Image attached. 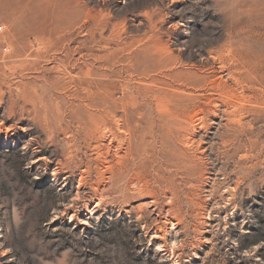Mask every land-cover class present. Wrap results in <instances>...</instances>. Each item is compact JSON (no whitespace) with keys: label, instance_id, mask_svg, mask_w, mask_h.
Returning a JSON list of instances; mask_svg holds the SVG:
<instances>
[{"label":"rangeland","instance_id":"374dc122","mask_svg":"<svg viewBox=\"0 0 264 264\" xmlns=\"http://www.w3.org/2000/svg\"><path fill=\"white\" fill-rule=\"evenodd\" d=\"M0 264H264V0H0Z\"/></svg>","mask_w":264,"mask_h":264},{"label":"bare ground","instance_id":"6f19581e","mask_svg":"<svg viewBox=\"0 0 264 264\" xmlns=\"http://www.w3.org/2000/svg\"><path fill=\"white\" fill-rule=\"evenodd\" d=\"M15 21V20H14ZM9 24V23H8ZM7 25V24H6ZM11 26V25H10ZM84 26V25H83ZM9 27H7L6 29H8ZM5 29V30H6ZM4 30V29H3ZM2 30V31H3ZM57 29L55 28V27H48V28H44V29H41V28H38V29H31L29 32H28V34H32V35H35V41H36V44L37 45H40V43H39V39H40V35H41V33L42 32H49V33H54V31H56ZM12 31V30H11ZM42 31V32H41ZM2 33V32H1ZM62 42V41H61ZM64 44V43H63ZM65 44H66V42H65ZM69 44V43H68ZM63 49V48H62ZM62 49H61V51H62ZM54 50V49H53ZM60 50V49H59ZM80 50H82V46L81 45H79V46H76V48H74V50H72L70 47H69V45L66 47V48H64L63 49V52H62V55L61 56H65V57H68L70 54L73 56V57H75L76 56V52L77 51H80ZM57 53V52H56ZM55 52H54V54H53V56H55V54H56ZM59 53V52H58ZM91 53V52H90ZM213 53V52H212ZM51 54V53H50ZM60 54H61V52H60ZM91 54H93V52L91 53ZM90 54V55H91ZM221 54V53H220ZM219 54V55H220ZM47 55H48V53H47ZM46 55V56H47ZM57 55V54H56ZM70 55V56H71ZM83 55V54H82ZM217 55V54H216ZM86 56H87V54H86ZM222 56V55H221ZM220 56V57H221ZM51 57V56H50ZM87 57H89L90 58V56L88 55ZM210 57V56H209ZM46 58V57H45ZM81 58V57H80ZM55 59V58H54ZM70 59H72V58H70ZM76 59V58H75ZM79 59V58H78ZM77 59V60H78ZM91 59H93V57L91 58ZM202 59V58H201ZM66 60V59H65ZM83 60V59H82ZM87 60H89L88 58H87ZM221 61L223 60L222 58L220 59ZM71 61V60H70ZM79 61V60H78ZM90 62L92 61V60H89ZM96 61V60H95ZM219 61V60H218ZM69 62V61H68ZM81 62V61H80ZM223 62V61H222ZM77 64V63H76ZM85 64V63H84ZM59 65H61L62 67H65L66 68V65L64 64V61H62V60H60V63H59ZM72 65V64H71ZM86 65V64H85ZM85 65H84V67H85ZM95 65V64H94ZM70 66V65H69ZM95 67V66H94ZM101 67V66H100ZM71 68H73V67H71ZM79 68V67H78ZM97 68V67H96ZM105 68V67H104ZM222 68V67H221ZM230 69V68H229ZM89 70H91V68L89 67ZM101 70V69H100ZM175 69H169V70H167V72H166V75H165V77L167 76L169 79H171V77L173 76V72H175L174 71ZM72 72V71H71ZM92 72H95V71H93L92 70ZM101 73V72H100ZM107 73H108V71H107ZM106 73V74H107ZM179 73V72H178ZM82 74H86V73H82ZM89 74H90V72H89ZM95 74V73H94ZM109 74V73H108ZM175 74V73H174ZM86 75H88V74H86ZM170 75V76H169ZM84 76V75H83ZM183 76V75H182ZM81 77L82 76H79V80H81ZM180 77H181V75H180ZM98 78V77H97ZM186 78V77H185ZM205 78V77H204ZM235 78V80L238 82V78L237 77H234ZM100 79H102V78H100ZM99 79V80H100ZM168 79V80H169ZM208 79V78H207ZM95 80H96V78H95ZM205 80H206V78H205ZM98 81V80H97ZM172 81V80H171ZM171 81H170V84H171ZM210 81H212L211 83H210V88H216V89H218V90H220L221 89V87L223 86L222 84H220V82H219V79H216L215 78V80L213 79V80H210ZM239 83V82H238ZM237 83V84H238ZM209 84V83H208ZM172 85H173V83H172ZM178 85H180V87L181 86H184V84L182 83H180V84H178ZM222 85V86H221ZM224 85L226 86H228V83L227 82H225L224 83ZM226 86V87H227ZM208 87V86H207ZM179 88V87H178ZM225 88V87H224ZM229 88H231V87H228V88H226L225 89V92H226V90L227 89H229ZM222 90H224V89H222ZM177 91H179V90H177ZM221 91V90H220ZM234 91V90H233ZM87 93V92H86ZM196 94V93H195ZM220 94V93H219ZM244 95V94H243ZM205 97V96H204ZM228 98V97H227ZM212 99V98H211ZM244 100V99H243ZM91 102V101H90ZM232 108V107H231ZM95 109V108H94ZM63 114V113H62ZM125 132V131H124ZM98 133V132H97ZM108 134V133H107ZM110 142V141H109ZM105 143V142H104ZM117 144V143H116ZM110 146V145H109ZM108 151V150H107ZM121 153V152H120ZM124 155V154H123ZM110 156V155H109ZM112 157V156H111ZM106 159V158H105ZM121 159V157H119L118 155H116V158H115V160H120ZM109 162V161H108ZM107 162V163H108ZM112 162H113V160H112Z\"/></svg>","mask_w":264,"mask_h":264}]
</instances>
